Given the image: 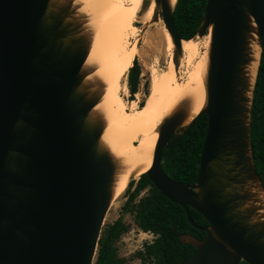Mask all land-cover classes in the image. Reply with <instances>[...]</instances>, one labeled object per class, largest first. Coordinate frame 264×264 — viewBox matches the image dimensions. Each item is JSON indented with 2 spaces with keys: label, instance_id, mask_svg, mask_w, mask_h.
Wrapping results in <instances>:
<instances>
[{
  "label": "water",
  "instance_id": "95a60500",
  "mask_svg": "<svg viewBox=\"0 0 264 264\" xmlns=\"http://www.w3.org/2000/svg\"><path fill=\"white\" fill-rule=\"evenodd\" d=\"M154 1L152 21L161 11L179 72L187 39L176 4ZM208 33L205 104L194 115L183 100L163 119L146 173L206 233L180 236L196 249L181 264H264V184L251 132L264 0H208L192 38ZM93 39L77 0H0V264H94L120 165L103 140L104 83L87 63ZM202 114L197 182L175 181L161 164L164 140L175 133V145Z\"/></svg>",
  "mask_w": 264,
  "mask_h": 264
},
{
  "label": "bare ground",
  "instance_id": "6f19581e",
  "mask_svg": "<svg viewBox=\"0 0 264 264\" xmlns=\"http://www.w3.org/2000/svg\"><path fill=\"white\" fill-rule=\"evenodd\" d=\"M149 1L152 6L142 17V22L146 25L152 22L156 7L154 0ZM77 2L81 5V11L89 17V25H93L91 28L94 39L87 63L94 67L91 77H97L104 83V95L98 109L107 122L103 140L120 165L115 188L116 199L124 193L134 177L141 173L143 175V172L151 168L159 137L158 127L163 119L183 100L190 102L192 114L202 110L206 101L205 77L211 35H206L209 43L206 51L200 54L195 39L197 37L182 41V61L184 57L188 70L184 73L185 79L181 80L178 92L175 83L180 71L176 70L174 63L172 72L167 69L153 76V89L147 105L128 110L120 91L123 79L130 71L139 50L138 38L133 42L132 36L134 22L143 11L142 0ZM171 2L175 5L177 0ZM139 31H142L141 27ZM163 34L170 53H174L175 45L166 26H163ZM255 67H258V62Z\"/></svg>",
  "mask_w": 264,
  "mask_h": 264
},
{
  "label": "trees",
  "instance_id": "16d2710c",
  "mask_svg": "<svg viewBox=\"0 0 264 264\" xmlns=\"http://www.w3.org/2000/svg\"><path fill=\"white\" fill-rule=\"evenodd\" d=\"M207 2L208 0H177L173 11L174 22L182 38L189 40L195 35L201 24ZM133 65L128 77L130 90L134 94L139 87L140 68L136 63ZM207 127V116L202 114L176 146L166 151L169 156L163 167L175 181L191 183L197 180L198 158ZM251 132L253 156L264 184V51L261 54L255 83ZM176 149L178 152L174 151ZM134 183V180L129 183L128 190L134 187L124 209L135 211L134 218L138 226L143 231H149L155 235L152 242L145 243L144 251H137V255L144 261H151L152 264H181L186 261L196 249L193 245L182 243L180 236L192 234L204 238L206 233L189 223L185 209L163 195L151 182L147 173L141 175L137 183ZM147 186H150L149 195L134 204L137 194ZM190 210L197 224L201 226L208 224L201 213L193 208ZM127 229L128 226L118 219L102 232L94 264H125L124 260L117 256L114 242ZM239 264L248 263L240 261Z\"/></svg>",
  "mask_w": 264,
  "mask_h": 264
},
{
  "label": "rangeland",
  "instance_id": "374dc122",
  "mask_svg": "<svg viewBox=\"0 0 264 264\" xmlns=\"http://www.w3.org/2000/svg\"><path fill=\"white\" fill-rule=\"evenodd\" d=\"M149 2V0H142L143 11L139 15L140 18H137L133 25L134 31L132 40L133 42H136L138 38L139 45L138 53L136 55V58L134 59L137 66L140 68L139 87L134 94L130 90L128 77L130 72L129 71L127 73V76L123 79V86L120 91V95L126 103L128 110H136L147 105L153 89V76L155 74L162 73L167 69H171L172 72L174 67V53H170L165 36L163 34V26L166 25L163 21L162 12H158L157 19L150 22V24L146 25L142 22L143 15H145L147 11L150 10V6H152L151 4H149ZM90 27H93V25H91ZM140 27L142 30L141 32L139 31ZM195 39H197L198 42L199 54L206 51V45L209 43L208 36H197V38ZM181 64V70H179L180 73L175 83L177 92L179 91L182 84L181 80L185 79L184 73L188 70L184 62V57ZM138 142H136L137 145H139ZM174 151L178 152L177 149ZM141 175L142 173L134 177V184L137 183ZM133 187H131L130 190H128L127 187L121 196L113 200L104 220L102 232L107 230L118 219H121L128 226V229L127 231H124L121 236L114 242L117 256L123 259L125 264H152L151 261L142 260L140 256L137 255V251H144L145 243L152 242L155 238V235L152 232L143 231L138 226L134 218L135 211L132 212L130 210L124 209L125 203L128 199L129 194L132 192ZM149 193L150 186L143 188L135 197L134 204H137L144 197L148 196Z\"/></svg>",
  "mask_w": 264,
  "mask_h": 264
},
{
  "label": "flooded vegetation",
  "instance_id": "af4514ba",
  "mask_svg": "<svg viewBox=\"0 0 264 264\" xmlns=\"http://www.w3.org/2000/svg\"><path fill=\"white\" fill-rule=\"evenodd\" d=\"M207 116V115H206ZM199 119V116L196 117L195 121L192 123L191 127L179 138L178 142L181 140V138L186 134L188 133L192 127L197 123ZM207 122H208V116H207ZM181 129H177V133L180 131ZM175 136V133L172 134L169 138L165 139L164 141H166V143L164 144L163 148H162V153H161V164L162 166L164 164L167 163V160L166 158L169 156L168 153L166 152L167 150H171L173 147L176 146V144L178 143H175V145H173L172 147L169 148V145H170V142L172 141L173 137ZM191 148V147H190ZM190 150V149H189ZM193 151V150H190V152ZM194 152V151H193ZM195 154V152L193 153ZM195 157V156H194ZM200 157H201V152H200V156L198 158V173H199V170H200ZM164 169V167H163ZM165 171V170H164ZM166 172V171H165ZM143 173H146V172H143ZM167 173V172H166ZM168 174V173H167ZM197 178H198V174H197ZM173 179V178H172ZM182 182V181H181ZM197 182V180L195 181ZM195 182H191V183H195Z\"/></svg>",
  "mask_w": 264,
  "mask_h": 264
}]
</instances>
